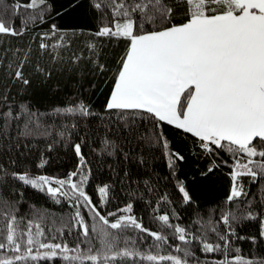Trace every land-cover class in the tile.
<instances>
[{"label":"trees","instance_id":"16d2710c","mask_svg":"<svg viewBox=\"0 0 264 264\" xmlns=\"http://www.w3.org/2000/svg\"><path fill=\"white\" fill-rule=\"evenodd\" d=\"M124 2L131 4L133 0ZM97 3L100 8L95 7ZM111 4L112 0H46L35 9L21 8L18 13L12 11L13 0L0 4V17L22 33L0 34V242L14 215L18 234L26 233L31 221L43 229L42 242L67 244L69 248L79 245L82 254H88L92 247L91 254H96L100 240L91 228L100 221L82 200L77 201L67 183L61 187L68 195L53 196L42 186L33 187L18 179L21 174L62 181L71 177L80 184L87 176L84 191L101 215L119 216V210L130 204L128 215L166 237L165 241H155L136 229H108L116 236L114 251L128 247L142 254L117 258L109 264H171L143 259L148 254L174 255L187 264H219L235 257L264 264V174L257 169L255 177L238 176L235 183L241 195L228 200L234 164L247 160L244 154L234 156L226 149L205 152L198 138L143 110L106 109L118 61L128 45L123 38L97 35L102 27L112 26ZM133 15L139 20L138 13ZM183 19L182 8L174 6L172 23ZM145 29L151 30L147 24ZM42 43L47 47L41 48ZM17 68L28 84L16 79ZM80 103L87 106L88 115L63 111L78 108ZM76 145H80L79 155ZM172 153L184 159L172 156L170 166ZM180 185L189 194L188 201ZM105 186L107 195L102 200L99 189ZM77 210L89 226L87 240ZM226 214L227 225L222 220ZM162 215L169 217L170 226L159 220ZM177 226L185 229L187 242L178 239ZM24 238L19 236L21 255ZM204 243L219 245V249L205 252ZM185 251L191 255L185 256ZM15 255L10 248L0 249V257ZM16 264L80 262L57 257Z\"/></svg>","mask_w":264,"mask_h":264},{"label":"snow or ice","instance_id":"6c2138e0","mask_svg":"<svg viewBox=\"0 0 264 264\" xmlns=\"http://www.w3.org/2000/svg\"><path fill=\"white\" fill-rule=\"evenodd\" d=\"M4 0H0L3 4ZM46 3V0H13L12 11L18 13L21 8L35 9ZM174 6L182 8L184 19L172 23ZM100 8L99 3L95 4ZM112 26L102 27L97 35L123 38L128 41L127 51L118 61L114 87L106 104L107 110H143L152 114L158 121L182 130L198 138L200 147L208 153L216 149H226L234 156L244 154L247 163L236 160L232 174L233 188L229 201L241 195L236 186L240 175L264 174V0H133L126 4L124 0H112ZM139 14V20L133 14ZM151 30H146L145 25ZM53 31L56 26H52ZM0 34L20 35L11 23L0 17ZM41 48L47 45L41 44ZM22 67V65H21ZM103 71V65L100 66ZM15 77L24 84L20 68ZM60 111V110H58ZM64 112L72 114L79 111L88 115L87 106L80 103L78 108H66ZM164 147L168 144L165 140ZM77 155L80 145L75 146ZM184 157L179 153L169 155V165ZM261 158L259 160L255 158ZM81 163L83 157L81 156ZM211 171V168L209 169ZM71 175H76L72 173ZM25 184L38 187L50 183L46 177L28 178L25 174L18 176ZM57 180L58 185L66 183L76 195L77 201L83 202L98 218L100 225H92L91 231L100 240V249L82 254L80 246L69 248L67 244L44 243L40 224L28 223L27 232L18 234L17 221L13 215L6 225V236L0 242V249L10 248L17 253L13 257H0V264H16L17 261L31 259L53 260L60 257L64 261H91L92 264H109L117 258L142 255L134 248H116V236L108 229L124 231L129 228L147 233L155 241H165L166 237L146 228L134 216L127 215L132 205L120 209L124 215L108 213L116 219L110 221L108 216L101 215L91 198L86 194L83 184ZM185 201L190 199L183 185H180ZM55 196L60 189L49 188ZM101 199L106 198L107 186L99 189ZM62 195H68L62 193ZM82 235L89 237V226L84 222L79 210L76 212ZM159 220L165 226L169 217L162 215ZM223 223H229V214L222 217ZM33 227L36 231L33 233ZM178 239L186 241L185 229L176 227ZM27 237L24 243V254L19 236ZM264 236V231L261 232ZM225 239V237H221ZM90 243V241H89ZM127 243V241H126ZM33 247L36 252L33 254ZM43 249L45 251L41 252ZM205 252L219 249V245L203 244ZM177 247V251H179ZM238 251V250H237ZM70 253H76L70 255ZM191 253L185 251V256ZM143 259L151 262L170 261L171 264H187L174 255H144ZM219 264H253L250 260L235 257L233 261L225 259Z\"/></svg>","mask_w":264,"mask_h":264},{"label":"rangeland","instance_id":"374dc122","mask_svg":"<svg viewBox=\"0 0 264 264\" xmlns=\"http://www.w3.org/2000/svg\"><path fill=\"white\" fill-rule=\"evenodd\" d=\"M240 155H242V154H240ZM239 162H240L241 164H244V163H247V160H246V159H245V160H239ZM235 163H236V162H235ZM234 165H235V164H234ZM40 177H46V178H48L49 181H50V183H48V184H43V185H41L42 188H46L47 190H48L50 187L53 188V189H60V191L57 192L56 194L64 193L65 190L62 189L61 185L55 184V181H57V180H55L54 178H51V177H49V176H45V175H42V176H40ZM40 177H38V178H40ZM35 179H37V178H35ZM68 180H69V179H67L66 181H68ZM71 180H72V179H71ZM72 182H73V183H77L76 180H72ZM77 184H78V183H77ZM120 215H124V213H121ZM127 215H128V214H127ZM40 238H41V237H40ZM26 239H27V237L23 239V244L25 243ZM52 244H61V243H52ZM61 245H64V244H61ZM33 249H34V251H36V247H33ZM40 251L43 252V251H45V250L41 249ZM70 255H74V253H70Z\"/></svg>","mask_w":264,"mask_h":264},{"label":"crops","instance_id":"0c3cea01","mask_svg":"<svg viewBox=\"0 0 264 264\" xmlns=\"http://www.w3.org/2000/svg\"><path fill=\"white\" fill-rule=\"evenodd\" d=\"M114 87V86H113Z\"/></svg>","mask_w":264,"mask_h":264}]
</instances>
